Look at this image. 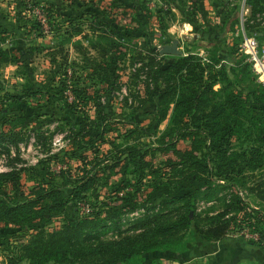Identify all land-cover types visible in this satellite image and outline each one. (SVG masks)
I'll return each mask as SVG.
<instances>
[{
  "label": "rangeland",
  "instance_id": "obj_1",
  "mask_svg": "<svg viewBox=\"0 0 264 264\" xmlns=\"http://www.w3.org/2000/svg\"><path fill=\"white\" fill-rule=\"evenodd\" d=\"M245 34L255 36L264 47V0H0V130L19 134L15 143H0V173L20 174L19 184L0 186V200L23 202L38 182L53 194L43 201L50 204L47 213L34 222L0 221V264H75L70 262L73 256L70 261L44 263V254L31 257L25 245L39 235L48 239L57 228L93 212L104 181L85 199L76 195L83 168L94 172L112 160L109 156H116L115 149L126 156L129 145L155 148L176 140L182 128L190 129L189 117L175 121L170 113L149 134L113 140L135 127L140 131L158 117L156 107L161 102L153 95L155 84L164 92L178 86L177 94L165 99L172 106L178 92L188 96L215 79L216 93L204 98V109L217 106L221 132L231 128L224 149L239 160L240 153L253 148L264 151V112L255 110L248 97L260 84L251 61L240 50ZM112 40L123 45L118 60ZM239 91L242 103L235 113L224 103ZM12 95L23 101L13 104ZM108 118L118 125L103 138L93 132L83 139L72 131L79 122L89 129L101 128ZM171 123L175 131L168 130ZM188 145L184 140L179 147ZM165 158L158 154L154 171L135 175L143 183L129 200L133 209H127L128 202L113 207L112 216L104 219L107 226L96 227L90 235L80 232L76 246L134 236L149 228L157 215L173 213L184 202L175 199L181 190L162 196L146 193L147 179L156 177ZM214 159V154L206 159L208 177L191 190L197 212L214 215L223 210L221 198L238 194L252 216L264 215V202L249 189L255 186L254 179L245 186L218 179ZM124 172L122 168L119 175L111 173L113 192L122 187ZM262 172L264 165L257 175ZM210 184L215 189L207 191ZM210 192L214 194L206 197ZM191 230L180 249L150 250L134 257L133 263L115 264H231L232 260L264 264V243L255 239L249 227L240 230L232 221L224 236L212 239L193 226Z\"/></svg>",
  "mask_w": 264,
  "mask_h": 264
},
{
  "label": "trees",
  "instance_id": "obj_2",
  "mask_svg": "<svg viewBox=\"0 0 264 264\" xmlns=\"http://www.w3.org/2000/svg\"><path fill=\"white\" fill-rule=\"evenodd\" d=\"M112 41L114 43L113 46L111 44V49L114 50L116 60H118L122 56L123 45L119 40ZM202 72L204 73L203 69ZM209 77H212V74ZM223 78L228 79L226 73H223ZM215 81L214 79L211 83L206 84L200 88L201 90H194L188 96L178 92L179 96L173 101L172 106L166 103L165 99L168 95L177 94L178 86L171 85L164 92L160 91L159 86L155 84L153 95L158 96L161 102L156 107V115L158 117L150 121L147 127H142L140 131L136 130L135 127L126 135L119 133L113 136V140H121L134 134H149L154 128H158L160 121L170 113L175 117V121H184V118L189 117V121L192 124L191 126L188 124L190 129L182 128L183 133L176 140L172 142L165 141L155 148L144 147V149L138 148L136 145H129L125 148L126 156H122L123 154L118 151L119 149H115L114 151L117 152L116 156H109L112 160L94 172L86 171V168H83V176L80 178L81 182H78L76 186V195H80V197L82 196L81 198L85 199L87 192L96 193L99 188L98 183L104 181L97 193L99 200L95 204L96 207L93 212L82 216L78 222H69L61 228H57L50 233L48 239H45L43 235L31 239L25 245L28 255L35 257L38 253L44 254V263L48 261H70V256H73V260L70 262H75V264H115L119 261L133 263L134 257L141 256L150 250L161 248L177 250L182 248L186 235L193 233V230H191L192 226L198 234L203 235L207 239H212L224 236L232 227V221L235 222V226L240 230L249 227L250 232L256 234L255 239L264 243V215L252 216V212L247 207L248 203L238 194H232L230 198H227V196L224 199L221 198L224 201L223 210L214 215H210L208 212L203 215L198 213L195 200H191V194H193L191 190L194 186L198 182L207 179L210 168L204 163L208 157H212V154H214V176L232 184L239 183L244 186L247 185L249 179H254L253 183H255V186L249 189L254 191V193L256 192L257 198L264 202V173L262 172L260 176L257 175V172L263 169L264 151L259 148H253L248 152L240 153L238 156H241V159L239 160L237 155L224 149L225 140L231 128L224 130V133L221 132L220 124L217 122L218 115L221 113L220 109L217 106L210 111L204 109V98L208 94L216 93L213 87ZM75 87L76 85H73V91L76 89ZM241 94L242 92L239 91L235 98H229L224 103L226 106L236 109L235 113H238L239 102L242 103ZM248 97L253 99V108L263 113L264 87L260 84L250 90ZM10 98L14 101L13 104L23 101L19 95H12ZM242 107L244 108L245 106L243 105ZM105 109L108 110L106 107ZM75 125L77 127H73L72 131L76 134H81L83 139L88 135H92L93 132L103 138L115 130V125H118V122L108 118L100 123L101 128L94 129L87 128L85 122H79ZM175 128L174 123L168 125V130L174 129L175 131ZM202 133H205L206 136H203ZM18 138V132L12 131V129L5 128L0 130V143L3 141L15 143ZM184 140L189 142L188 147H179L180 142ZM106 152L113 153V150L107 149ZM158 154H164L166 158L160 161L156 177L147 179L146 184L149 189L146 193L151 196H162L172 194L175 189H178L182 193L176 195L175 199L178 201L184 200V202L171 213L172 215L170 213L157 215L149 228L134 236L123 237L120 240L98 242L95 245L82 243L80 247H77L76 245L80 243V232L90 235L96 227L107 226L104 219L112 216L113 207H118L123 202H128L125 204L127 209H133L129 200L133 199V192L135 190L138 191L139 184L143 183V179L142 182H139L140 179L135 175L137 173H145L146 170L154 171L153 160ZM102 155L105 156L106 153ZM122 168L125 170L124 178L121 180L122 187L113 192L112 187H109L110 175L111 173L119 175L122 172ZM166 168H169L170 172L167 173ZM66 172L71 171L68 170ZM7 182L19 184V172L10 170L0 173V186ZM214 189L210 184L206 190ZM47 191L38 182L30 189L31 197H26L23 202L11 204L0 200V221L27 225L34 222L38 217L45 215L47 210H49L50 204L43 205V201L47 198L52 199L53 195L51 190H49V193ZM213 194L214 192L207 193L206 197H210ZM102 195L103 199H101ZM228 215L232 217H226Z\"/></svg>",
  "mask_w": 264,
  "mask_h": 264
},
{
  "label": "built area",
  "instance_id": "obj_3",
  "mask_svg": "<svg viewBox=\"0 0 264 264\" xmlns=\"http://www.w3.org/2000/svg\"><path fill=\"white\" fill-rule=\"evenodd\" d=\"M240 50L251 61L257 80L264 87V47H261L255 36L245 34L240 45Z\"/></svg>",
  "mask_w": 264,
  "mask_h": 264
},
{
  "label": "crops",
  "instance_id": "obj_4",
  "mask_svg": "<svg viewBox=\"0 0 264 264\" xmlns=\"http://www.w3.org/2000/svg\"><path fill=\"white\" fill-rule=\"evenodd\" d=\"M231 264H240L241 262H239V260H232L230 261ZM253 263H256V261H245V264H253ZM228 264V262H227ZM257 264V263H256Z\"/></svg>",
  "mask_w": 264,
  "mask_h": 264
}]
</instances>
